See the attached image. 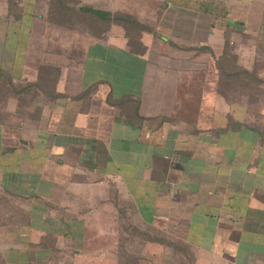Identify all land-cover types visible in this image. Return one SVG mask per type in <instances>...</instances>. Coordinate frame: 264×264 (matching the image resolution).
Wrapping results in <instances>:
<instances>
[{
  "label": "crops",
  "instance_id": "obj_1",
  "mask_svg": "<svg viewBox=\"0 0 264 264\" xmlns=\"http://www.w3.org/2000/svg\"><path fill=\"white\" fill-rule=\"evenodd\" d=\"M40 2L0 0V71L50 79L36 118L0 119V264L55 236L81 256L106 210L188 264H264V0ZM235 77L257 90L229 99Z\"/></svg>",
  "mask_w": 264,
  "mask_h": 264
},
{
  "label": "rangeland",
  "instance_id": "obj_2",
  "mask_svg": "<svg viewBox=\"0 0 264 264\" xmlns=\"http://www.w3.org/2000/svg\"><path fill=\"white\" fill-rule=\"evenodd\" d=\"M40 3L38 5L43 7ZM43 5L45 6V2ZM121 18L115 17L114 20L121 22L123 21L120 20ZM127 27H129L127 33L131 37V46L133 49H140L137 43L141 34L139 31L141 25L132 24ZM135 46H138V48ZM232 50L233 48H228L226 56L228 61L222 64L224 65V70L237 72L238 69L235 65ZM262 68L264 69V62L261 65ZM221 81L229 89V99L233 100L242 96L241 90L239 93L241 96L234 93L238 91V87L246 89L251 94L258 88L253 79L239 80L235 77L222 79ZM243 83L244 86L242 85ZM25 84L27 83L13 82L8 72L0 73V119L11 120L17 118V113H21L20 115H23V118L27 119L35 118L38 115L37 112L27 110V106L31 102H34L32 100L34 99V91L33 88ZM226 87H223L221 90L225 91ZM17 98L21 104L18 108ZM246 98L253 100L254 96L247 95ZM22 214H20L21 218L24 219ZM125 214L123 213L117 219L115 218V214L111 215L108 210L104 211L101 217L102 221L100 224L98 223L97 230L95 229V224L92 221L89 222L84 244L80 251L81 256L79 257L73 256L72 250L76 246L72 240L62 236H55L53 239L48 238L47 240L54 242L55 250H58L57 252L54 250L51 253L46 252L44 254L40 248L30 250L32 247L35 248L34 243L21 241L20 245L24 248V251L21 252L25 253L18 254L17 258L21 262L20 264L25 262L29 264H66V262H72L73 264H188L185 256L175 253V251L183 252L184 249L182 247L169 246L163 243V247H161L158 245L159 242L151 241V238L148 236L149 232H145L138 225L132 224L128 218L126 219ZM100 229L102 230L101 232ZM154 239L159 238L156 236ZM35 241L41 244L45 243V240H42V238ZM39 247L43 246L40 245ZM46 247L49 246L46 245ZM183 254L185 255V252ZM5 257L9 259L12 256L6 255Z\"/></svg>",
  "mask_w": 264,
  "mask_h": 264
},
{
  "label": "trees",
  "instance_id": "obj_3",
  "mask_svg": "<svg viewBox=\"0 0 264 264\" xmlns=\"http://www.w3.org/2000/svg\"><path fill=\"white\" fill-rule=\"evenodd\" d=\"M57 10H61V7H60V5H57ZM78 9V8H77ZM54 10H56V9H54ZM93 11V10H90V9H84V8H82V10L81 11H84V12H87V11ZM84 12L83 13H80V14H77V10L76 9H74V12L72 13V11H71V13L72 14H69V18H70V21L71 22H73V23H77V21H81L82 20V18H86L85 20H86V22H89V23H91L92 22V15L90 14V15H88V14H85V16H83L84 15ZM94 12V11H93ZM60 14H58V16L56 17V16H54L56 19H60V17H62V15H61V11L59 12ZM96 13H99V17H100V19L102 20V21H105V15H104V13H101L100 14V12H96ZM128 18H130L129 16H128ZM89 20V21H88ZM82 22H83V20H82ZM128 23V22H127ZM134 22H129V24L128 25H132ZM72 24V23H71ZM125 26L127 25V24H124ZM222 68H221V71L222 70H224L225 68H224V65L223 64H219ZM237 69H238V71L237 72H235V73H238V72H243V73H247V71L244 69V68H240V67H238L237 66ZM45 70H47V68H43V70H41V74H43V73H48V72H51V71H47V72H45ZM6 73V72H4V71H0V73ZM9 77V76H8ZM46 80H47V82H50V79L48 78V77H46V78H39V80H37L36 82H33V83H30V84H25V85H27V86H29V87H31V88H33V91H34V99H32L34 102L32 103V110H30V112H37V114L39 115V113H40V111H41V106H43L44 104H45V102L47 101V98L48 97H46L47 96V89H46ZM48 86H50L51 87V85L48 83ZM51 89H52V87H51ZM46 95V96H45ZM52 97V96H51ZM50 98V97H49ZM30 103V104H31ZM30 104H29V106H30ZM37 116H35V118H36ZM151 241H156V242H159V243H163V244H167V245H169V246H172V245H174L175 247H180V246H182L181 244H179V243H174V241L173 240H168V239H154V238H151ZM46 245H48L49 247L48 248H50L51 247V250L52 251H54L56 248H55V246H54V242L53 241H46L44 244H42V248H46ZM184 249V248H183ZM58 250H55V252H57ZM54 258V257H53ZM66 264H73L72 262H66Z\"/></svg>",
  "mask_w": 264,
  "mask_h": 264
}]
</instances>
